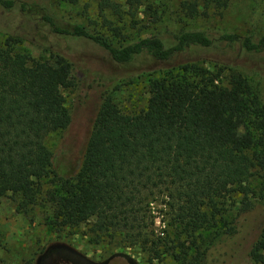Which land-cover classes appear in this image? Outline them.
I'll use <instances>...</instances> for the list:
<instances>
[{"label":"trees","instance_id":"16d2710c","mask_svg":"<svg viewBox=\"0 0 264 264\" xmlns=\"http://www.w3.org/2000/svg\"><path fill=\"white\" fill-rule=\"evenodd\" d=\"M95 1L100 31L62 18L45 0H0V12L96 45L144 77L145 102L127 112L102 91L81 161L67 172L47 138L70 122L61 91L74 86L72 64L57 52L31 58L20 50L25 38L0 26V192L23 214L41 205L57 232L85 227L90 242L131 262L127 249L141 252L143 264L225 262L244 214L264 200V93L194 55L220 46L257 54L264 35L148 31L147 16L160 21L165 4L148 11L139 9L145 0ZM226 1L179 0L178 20L221 15ZM247 245L250 264H264V226Z\"/></svg>","mask_w":264,"mask_h":264},{"label":"rangeland","instance_id":"374dc122","mask_svg":"<svg viewBox=\"0 0 264 264\" xmlns=\"http://www.w3.org/2000/svg\"><path fill=\"white\" fill-rule=\"evenodd\" d=\"M50 9L62 18L80 22L91 30L101 29V18L95 0H45ZM179 0H145L139 9L158 8L165 4L163 17L153 21L147 16V30L161 32L179 26L198 27L211 32L222 30L253 36L264 35V0H227L221 15L213 13L207 19L179 21ZM0 26L15 31L25 38L20 50L31 58L47 57L59 53L71 62L73 87L61 93L70 122L66 129L48 136L47 143L54 152L58 166L69 172L81 161L85 141L99 106L100 93L106 91L122 110L132 112L145 102L144 77H136L133 68L112 62L99 47L83 39L62 38L50 34L43 27L31 28L23 18L8 12H0ZM132 29L122 27L120 33ZM194 57L212 72H218L228 80L240 74L257 90L264 93V50L257 54H236L234 47H217L202 50ZM51 186L46 182L43 188ZM253 208L244 214L234 247H229L225 262L211 258L210 264H250L253 254L248 253L247 240L264 226V200H257ZM153 206H157L153 203ZM41 205L33 206L23 214L16 210L8 193L0 192V264H143L141 252L127 249L125 253L135 261H129L119 249H106L90 242L85 227L77 231H55ZM155 218V225H158ZM244 237L241 244L236 242ZM113 250V251H112ZM223 250V248H222ZM111 252V253H110ZM220 250L214 249L213 256Z\"/></svg>","mask_w":264,"mask_h":264}]
</instances>
